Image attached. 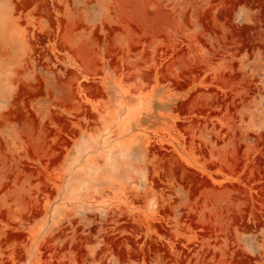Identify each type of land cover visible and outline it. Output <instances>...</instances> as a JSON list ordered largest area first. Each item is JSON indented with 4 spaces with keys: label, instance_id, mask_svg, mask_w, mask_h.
<instances>
[{
    "label": "rangeland",
    "instance_id": "374dc122",
    "mask_svg": "<svg viewBox=\"0 0 264 264\" xmlns=\"http://www.w3.org/2000/svg\"><path fill=\"white\" fill-rule=\"evenodd\" d=\"M0 264H264V0H0Z\"/></svg>",
    "mask_w": 264,
    "mask_h": 264
}]
</instances>
